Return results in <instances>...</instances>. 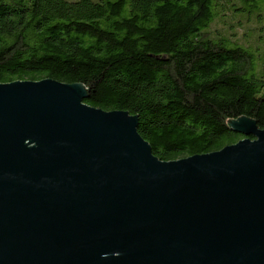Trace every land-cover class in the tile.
Returning a JSON list of instances; mask_svg holds the SVG:
<instances>
[{
	"label": "water",
	"instance_id": "obj_1",
	"mask_svg": "<svg viewBox=\"0 0 264 264\" xmlns=\"http://www.w3.org/2000/svg\"><path fill=\"white\" fill-rule=\"evenodd\" d=\"M82 85L0 84V264H264V129L163 162Z\"/></svg>",
	"mask_w": 264,
	"mask_h": 264
},
{
	"label": "trees",
	"instance_id": "obj_2",
	"mask_svg": "<svg viewBox=\"0 0 264 264\" xmlns=\"http://www.w3.org/2000/svg\"><path fill=\"white\" fill-rule=\"evenodd\" d=\"M237 2L0 0V84L82 85L88 106L137 117L163 162L219 152L245 139L230 122L264 129V0Z\"/></svg>",
	"mask_w": 264,
	"mask_h": 264
},
{
	"label": "rangeland",
	"instance_id": "obj_3",
	"mask_svg": "<svg viewBox=\"0 0 264 264\" xmlns=\"http://www.w3.org/2000/svg\"><path fill=\"white\" fill-rule=\"evenodd\" d=\"M235 5H239V3L237 2V0H231ZM227 6V3H226V5L223 7V9H224V14L226 15L225 17H224V23H230V22H232V14L230 13V11L227 9L226 10V7ZM213 28L214 29H217V30H219L220 32H222V33H228V31H226L225 32V29H224V26H223V22L222 21H218L217 23H215L214 24V26H213ZM243 31L244 30H239V31H233V32H230L228 35L232 38V39H244V37H242L243 36ZM246 38V37H245ZM250 42H247V45L246 46H248V47H254V48H256V47H261L262 49H263V47L260 45V43H258V42H256V41H254V40H249ZM242 42V41H241ZM182 159H184V158H182ZM181 160V159H180Z\"/></svg>",
	"mask_w": 264,
	"mask_h": 264
}]
</instances>
